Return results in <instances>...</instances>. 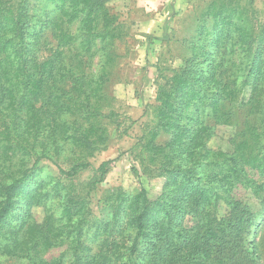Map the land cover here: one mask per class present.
<instances>
[{"label":"trees","instance_id":"obj_1","mask_svg":"<svg viewBox=\"0 0 264 264\" xmlns=\"http://www.w3.org/2000/svg\"><path fill=\"white\" fill-rule=\"evenodd\" d=\"M111 1L0 0V264H264V7L193 1L183 65L158 66L130 148L136 174L164 180L152 199L99 196L115 159L78 182L121 124L106 91L125 36ZM219 125L236 126L233 152L208 147Z\"/></svg>","mask_w":264,"mask_h":264},{"label":"rangeland","instance_id":"obj_2","mask_svg":"<svg viewBox=\"0 0 264 264\" xmlns=\"http://www.w3.org/2000/svg\"><path fill=\"white\" fill-rule=\"evenodd\" d=\"M193 1L197 0H112L109 3L121 15L125 26V36L115 45L119 57L110 66L111 76L106 86L112 98L111 109L117 113L116 121L121 124H108V147L90 158L92 168L84 171L78 179V182L88 183L94 175V167L105 160L115 159L106 180L100 185L99 196L104 189L115 187H122L127 192L145 187L152 199L161 193L164 180L136 174L133 167L139 170L140 165L130 148L142 133L141 123L145 122L143 115L146 109L156 101L158 66L175 69L183 65L182 58L187 51L181 40L191 28ZM257 2L260 7H264V0ZM72 30L75 31L76 26ZM132 120L136 123L128 129ZM127 129L129 133L124 134ZM235 133V125L217 126L215 134L208 141V147L233 152L231 139ZM48 169H54L53 173H56L55 166H48L46 173ZM245 197L255 209L260 207V199L254 198L249 192ZM52 203L56 204L55 201ZM94 211L98 213L97 207ZM34 213L38 221L45 217L44 207L35 208ZM218 213L220 216L228 213L226 204L221 203ZM189 219L187 224L191 225L193 220ZM8 262L19 261L13 258Z\"/></svg>","mask_w":264,"mask_h":264}]
</instances>
